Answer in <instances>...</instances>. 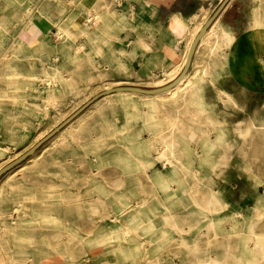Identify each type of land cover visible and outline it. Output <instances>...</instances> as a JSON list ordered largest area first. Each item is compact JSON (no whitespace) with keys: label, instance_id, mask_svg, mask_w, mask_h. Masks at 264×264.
<instances>
[{"label":"rangeland","instance_id":"374dc122","mask_svg":"<svg viewBox=\"0 0 264 264\" xmlns=\"http://www.w3.org/2000/svg\"><path fill=\"white\" fill-rule=\"evenodd\" d=\"M14 1L0 0V169L28 151L99 92L128 85L160 87L170 83L184 67L182 63L171 66L162 46L158 45V41L167 35V27L165 22L155 20L154 12L147 7V0H104V9L108 12L105 15L113 13L109 22L116 38L108 43L103 54L94 55L92 59L82 55L78 62L72 58L70 51H74L79 39H86L82 32L80 38L73 39L75 41L70 40L67 44L59 41L52 43L48 49H43L35 56L30 54L28 46L21 45L20 40L21 31L42 14L50 15L54 20L66 18L74 0L72 3L68 0ZM89 31L95 34L97 29L92 27ZM97 40L103 43L100 38ZM258 40L260 43L255 45V49L262 71L259 70V61L250 52L252 57L249 64L257 75L248 78L243 76L244 83L249 84L248 91L235 93V101L226 95L223 98L219 93L206 91L208 99L220 102L222 112L219 116L206 114L199 104L198 81L205 82L208 79L204 77L205 73L214 71L212 61L209 60L210 68L208 61L198 67L203 76L197 82L195 79L187 81L174 92L153 97L134 92H117L100 98L55 135L53 140L50 139L33 155L5 173L0 178V264H132L135 259H138V264H198L211 255L220 257L225 263H233L236 256L246 251L243 244L249 230L263 238L264 78L258 72L264 74V38ZM224 42L227 45L228 40ZM105 64L110 65L107 67ZM240 64L238 60H231L225 66V72H238ZM239 84L238 78L226 75L219 82V85L230 89H236ZM194 91L198 97L192 96ZM133 104H136L134 110ZM127 111L133 112V116ZM146 114L153 115V122L145 120ZM171 124H175V168L169 164L164 165L158 159V140L154 138V145L150 144L154 128L167 137ZM129 151H138L139 157L149 166L143 170H129L135 163L134 159H129ZM181 162L184 166H181ZM128 164L130 166L126 168ZM163 176L174 187L173 194L160 184ZM120 181L123 190L124 231L101 239L97 227L104 226L105 220L108 224L113 223V212L119 207L113 184ZM153 182L156 184L153 185ZM212 192L217 197L212 196ZM215 197L218 199L216 204L213 203ZM103 200L112 213L100 218L96 209L100 211ZM136 205L146 210L134 212ZM153 206L159 208L166 219L169 218L167 222L153 223L156 220L148 214ZM171 221L177 226H173ZM213 224L216 231L211 226ZM124 225L130 226V230ZM85 226L93 227V233L88 234L83 228ZM132 227L139 231L136 232ZM193 243H198L195 248ZM248 255L251 256L252 252ZM260 255L255 253L254 260L264 264V255Z\"/></svg>","mask_w":264,"mask_h":264},{"label":"crops","instance_id":"0c3cea01","mask_svg":"<svg viewBox=\"0 0 264 264\" xmlns=\"http://www.w3.org/2000/svg\"><path fill=\"white\" fill-rule=\"evenodd\" d=\"M74 1L75 3L73 4L72 9L64 19H67L69 23L72 24L70 26V30L74 32L77 38H80L79 36H81L82 33L91 29L93 25L99 23L101 20H107V22H109V18L113 15V13H111L110 16L105 15L108 12L104 9V0ZM222 1L223 0H147V7L154 12L155 20L165 22L166 24L167 35L158 41V45L162 46L166 59L171 66L174 65L175 67L184 63L183 60L185 56H187L190 45L196 34ZM91 11L97 12L99 14V18L90 20ZM171 23L174 30L173 27H171ZM89 24L92 25L89 26ZM53 28L54 26L51 25L45 18H38L34 20L21 31V45L28 46L30 51L32 46L41 43L50 46L52 43L58 42V38L52 30ZM218 37L220 42L228 40L227 45L221 49L218 47L214 48ZM261 37L264 38V0H231L202 38V43L200 42V45L197 48L198 52L196 51L195 53L188 75H186L183 83L181 84L184 85L187 81L194 79L197 81L199 77L203 76L202 70L200 71L198 67L207 61L209 63H207V65L210 67L209 60L211 59L210 61H212L214 71L211 70V72L205 73L206 75H204V77L208 78L205 82L198 81V92L200 98L199 104L205 113H211L210 115L212 116H219L222 112V110L220 111V102L208 99L205 95L206 91L210 90L219 93V95L223 98L226 94H229L231 98H235V93H242L249 90V84L244 83L245 79L243 76L248 78L252 76L256 77L257 75L253 67H250L249 64L252 57L250 52H252L253 56L257 58L255 45L260 43V40L258 39ZM100 39L103 40L102 38ZM244 46L247 47V50H244ZM216 52L217 54H215ZM231 60H238L241 64L238 72H234L233 74L230 72L228 74L225 72V66L229 65ZM257 61H259V70L262 71L260 66L261 63L258 58ZM180 72L175 76V78L180 74ZM260 73L264 78L263 72H258V75H260ZM223 75L238 78L240 84L237 85L236 89H230L219 85L220 79ZM164 93L154 94L151 95V97L163 95ZM55 218L58 219V216L55 215Z\"/></svg>","mask_w":264,"mask_h":264},{"label":"bare ground","instance_id":"6f19581e","mask_svg":"<svg viewBox=\"0 0 264 264\" xmlns=\"http://www.w3.org/2000/svg\"><path fill=\"white\" fill-rule=\"evenodd\" d=\"M16 1V0H15ZM14 1V2H15ZM43 1V0H42ZM41 1V2H42ZM62 1V0H61ZM123 1V0H122ZM19 2H20V0H19ZM60 2V1H59ZM68 2L69 3H72L73 2V0H68ZM117 2V1H116ZM27 3V2H26ZM65 3V2H64ZM17 4V3H16ZM15 4V5H16ZM68 4V3H67ZM6 5V4H5ZM10 5V4H9ZM13 5V4H12ZM113 5V4H112ZM14 6V5H13ZM29 6H31V5H29ZM9 8V7H8ZM104 8H106V7H104ZM12 9V8H11ZM14 9V8H13ZM66 10V9H65ZM96 11V10H95ZM95 11H91V18H90V20H93V19H95V18H99V14L97 13V12H95ZM34 12V11H33ZM72 12V11H71ZM101 12V11H100ZM9 13V12H8ZM45 13H47V12H45ZM119 13V12H118ZM34 14V13H33ZM32 14V15H33ZM178 14V13H177ZM78 15H80V14H78ZM260 15V14H259ZM260 17V16H259ZM39 18H45V19H47L49 22H50V24L51 25H53L54 26V28L52 29L53 30V32L56 34V36H57V41H59V42H61L62 44H67L66 42H68V41H70V40H73V39H75V38H77V36L74 34V32H72V30H70V26L72 25V24H70L69 23V21L67 20V19H62V20H54V19H52L51 18V16L50 15H44V14H42ZM172 18V17H171ZM182 18V17H181ZM110 19V18H109ZM179 19V18H178ZM14 20V19H13ZM12 20V21H13ZM89 20V21H90ZM98 20V19H97ZM260 20V19H259ZM110 21V20H109ZM175 21H177V20H175ZM183 21H184V19H183ZM10 22V21H9ZM15 22H17V21H15ZM28 22V21H27ZM178 22V21H177ZM200 22V21H199ZM11 23V22H10ZM119 23V22H118ZM205 23V22H204ZM183 24V23H182ZM185 24V23H184ZM199 24V23H198ZM197 24V25H198ZM26 25V24H25ZM114 25V24H113ZM171 25H172V23H171ZM181 25V24H180ZM179 25V26H180ZM195 26H196V24H195ZM201 26V25H200ZM93 27L94 28H96L97 29V31H96V33L95 34H92V33H90V31L89 30H86L85 32H84V34H85V37H86V39L85 38H83V39H79V42H77V46H76V48L74 49V51L72 52V51H70L72 54V58L74 59V60H76L77 62L80 60L79 58H80V56H86V57H88V59L89 58H91V57H93L94 55H98V54H103V51H105L106 49H107V47H108V43H110L111 41H113L115 38H116V35H115V33L113 32V30H112V26H111V24L109 23V22H107V20L105 21V20H101L99 23H97V24H95V25H93ZM171 27H173V25L171 26ZM170 27V28H171ZM182 27V26H181ZM193 27V26H192ZM178 28V27H177ZM176 29V28H175ZM184 29H186V28H184ZM192 29V28H191ZM173 30H174V27H173ZM188 30V29H187ZM189 31V30H188ZM211 31V30H210ZM214 31V30H213ZM52 32V33H53ZM187 32V31H186ZM215 32V31H214ZM75 33H76V31H75ZM145 33V32H144ZM217 33V32H216ZM137 34H138V32H137ZM150 34V33H149ZM186 34V33H185ZM191 34V33H190ZM54 35V34H53ZM79 35V34H78ZM188 35V34H187ZM215 35V34H214ZM138 36V35H137ZM150 36V35H149ZM205 36V35H204ZM55 37V36H54ZM139 37V36H138ZM176 37V36H175ZM188 37H190V36H188ZM192 37V36H191ZM99 38H102L103 39V43H101V42H98V40L97 39H99ZM177 38H179V37H177ZM183 38H184V36H183ZM187 38V37H186ZM213 38V37H212ZM123 39V38H122ZM124 40V39H123ZM158 40V39H157ZM203 40V39H202ZM55 41V40H54ZM73 41H75V40H73ZM137 41H139V40H137ZM206 41V40H205ZM45 42V41H44ZM53 42V41H52ZM181 42V41H180ZM16 43V42H15ZM57 43V42H56ZM123 43V42H122ZM179 43V42H178ZM202 43V42H201ZM214 43V42H213ZM19 45V44H18ZM136 45H137V43H136ZM200 45V44H199ZM224 45H225V42H220L219 41V37L217 38V40H216V44H215V47L214 48H216V47H218L219 49H221L222 47H224ZM10 46V45H9ZM8 46V47H9ZM13 46V45H12ZM66 46V45H65ZM68 46V45H67ZM66 46V47H67ZM202 46V45H201ZM117 47V46H116ZM48 49V46L46 45V44H44V43H41V44H38V45H35V46H32V49L30 50V54H37V53H40L43 49ZM113 48V47H112ZM12 49V48H11ZM17 49V48H16ZM54 49V48H53ZM9 50V49H8ZM116 50H119V48L118 49H116ZM210 50V49H209ZM10 51V50H9ZM48 51V50H47ZM46 51V52H47ZM54 51V50H53ZM57 51V50H56ZM114 51V50H113ZM113 51H112V53H113ZM144 51V50H143ZM221 51H223V50H221ZM120 52V51H119ZM147 52V51H146ZM198 52V51H197ZM209 52V51H208ZM218 52V51H217ZM217 52L215 53V54H217ZM45 53V52H44ZM158 53V52H157ZM21 54V53H20ZM53 54H55V53H53ZM159 54V53H158ZM32 55V56H33ZM38 55H40V54H38ZM70 55V56H71ZM107 55H108V53H107ZM110 55V54H109ZM118 55H119V53H118ZM161 55V54H160ZM183 55V54H182ZM35 56V55H34ZM37 56V55H36ZM41 56V55H40ZM111 56V55H110ZM109 56V57H110ZM121 56V55H120ZM165 56V55H164ZM2 57V56H1ZM96 57V56H95ZM101 57V56H100ZM108 57V58H109ZM145 57V56H144ZM161 57V56H160ZM186 57L187 56H185V58H184V60H183V64H185V61H186ZM215 57V56H214ZM26 57H24V59H25ZM41 58V57H40ZM11 59V58H10ZM13 59V58H12ZM15 59V58H14ZM21 59H22V57H21ZM31 59V58H30ZM39 59V58H38ZM42 59V58H41ZM50 59V58H49ZM66 59H67V57H66ZM92 59V58H91ZM116 59V58H115ZM123 59V58H122ZM26 60V59H25ZM28 60V59H27ZM74 60H73V62H74ZM119 60V59H118ZM211 60V59H210ZM49 61V60H48ZM57 61V60H56ZM69 61V60H68ZM75 61V62H76ZM84 61V60H83ZM107 61H109V60H107ZM113 61V60H112ZM122 61V60H121ZM70 62V61H69ZM93 62V61H92ZM149 62V61H148ZM31 63V62H30ZM40 63V62H39ZM44 63H46V62H44ZM114 63V62H113ZM221 63V62H220ZM226 63V62H225ZM32 64V63H31ZM43 64V63H42ZM85 64V63H84ZM83 64V65H84ZM90 64V63H89ZM94 64V63H93ZM120 64V63H119ZM209 64V63H208ZM7 65H9L8 63H7ZM75 65H77V64H75ZM82 65V66H83ZM106 65V64H105ZM108 65H110V64H108ZM108 65H106L107 67H109ZM113 65V64H112ZM124 65V64H123ZM150 65V64H149ZM173 65V64H172ZM81 66V65H80ZM174 66V65H173ZM183 66V65H182ZM46 67V66H45ZM50 67V66H49ZM60 67V66H59ZM119 67V66H118ZM124 67H126V66H124ZM7 68V67H6ZM52 67H50V69H51ZM71 68V67H70ZM91 68V67H90ZM99 68V67H98ZM101 68V67H100ZM147 68V67H146ZM182 68V67H181ZM203 68H204V66H203ZM210 68V67H209ZM216 68V67H215ZM46 70H47V68H45ZM50 69H49V71H50ZM77 69H78V71H80V72H82L81 70H79V68L77 67ZM82 69V68H81ZM87 69V68H86ZM118 69H120V67L118 68ZM118 69H114L113 71H115V70H118ZM8 70V69H7ZM53 70V69H52ZM90 70V69H89ZM94 70V69H93ZM124 70V69H123ZM172 70V69H171ZM174 70V69H173ZM204 70V69H203ZM9 71H10V69H9ZM16 71V70H15ZM57 71V70H56ZM75 71V70H74ZM97 71V70H96ZM176 71V70H175ZM205 71V70H204ZM203 71V72H204ZM213 71V70H212ZM79 72V73H80ZM98 72V71H97ZM120 72V71H119ZM178 72V71H177ZM176 72V73H177ZM211 72V71H210ZM71 73H73V72H71ZM128 73V72H127ZM171 73H173V72H171ZM53 74H54V72H53ZM68 74V73H67ZM70 74V73H69ZM86 74V73H85ZM117 74V73H116ZM118 74H120V73H118ZM167 74V73H166ZM214 74V73H213ZM12 75H14V74H12ZM20 75V74H19ZM25 75V74H24ZM64 75H66V74H64ZM80 75V74H79ZM156 75V74H155ZM188 75V74H187ZM206 75V74H205ZM5 76V75H4ZM31 76H33V75H31ZM77 76H78V74H77ZM85 76V75H84ZM191 76V75H190ZM2 77V76H1ZM6 77V76H5ZM9 77H11V76H9ZM14 77H18V75L17 76H14ZM62 77V76H61ZM71 77V76H70ZM74 77V76H73ZM120 77H121V75H120ZM162 77H164V76H162ZM166 77V76H165ZM186 77V76H185ZM185 77L175 86V87H173V88H171V89H169V90H167V91H165V92H174L175 90H177V88H179L180 86H181V84L183 83V81H184V79H185ZM32 78V77H31ZM67 78V77H66ZM80 78V77H79ZM88 78V77H87ZM132 78V77H131ZM174 78V77H173ZM3 79H5V78H3ZM24 79V78H23ZM61 79V78H60ZM74 79V78H73ZM119 79V78H118ZM123 79V78H122ZM128 79V78H127ZM126 79V80H127ZM16 80V79H15ZM22 80V79H21ZM69 80V79H68ZM77 80V79H76ZM86 80V79H85ZM84 80V81H85ZM130 80V79H129ZM1 81V80H0ZM4 81V80H3ZM59 81V80H58ZM67 81V80H66ZM78 81V80H77ZM81 81V80H80ZM171 81V80H170ZM195 81V80H194ZM34 82V81H33ZM64 82V81H63ZM86 82V81H85ZM159 82V81H158ZM164 82V81H163ZM162 82V83H163ZM197 82V81H196ZM5 83V82H4ZM65 83H67V82H65ZM71 83V82H70ZM73 83V82H72ZM84 83V82H83ZM87 83H88V81H87ZM103 83V82H102ZM136 83V82H135ZM143 83V82H142ZM146 83V82H145ZM160 83V82H159ZM10 84V83H9ZM60 84V83H59ZM97 84V83H96ZM95 84V85H96ZM105 84V83H104ZM152 84V83H151ZM150 84V85H151ZM165 84V83H164ZM4 85H6V84H4ZM49 85V84H48ZM56 85V84H55ZM58 85V84H57ZM65 85H67V84H65ZM154 85H156V82H155V84ZM53 86V85H52ZM89 86V85H88ZM99 86V85H98ZM65 87V86H64ZM68 87H70V86H68ZM74 87H75V85H74ZM77 87V86H76ZM107 87V86H106ZM109 87H111V86H109ZM192 87V86H191ZM52 88V87H51ZM4 89V88H3ZM72 89H74V88H72ZM76 89V88H75ZM187 89V88H186ZM192 89V88H191ZM190 88H189V90H191ZM242 89V88H241ZM55 90H56V88H55ZM7 91H9V90H7ZM51 92V91H50ZM183 92V91H182ZM18 93V92H17ZM135 93V92H134ZM161 93H164V92H161ZM161 93H158V94H161ZM176 94V93H175ZM186 94V93H185ZM11 95V94H10ZM115 96H116V94H114ZM173 95V94H172ZM246 95V94H245ZM110 96V95H109ZM147 96V95H146ZM192 96L195 98L196 96L198 97V93L197 92H192ZM226 96H227V98L229 97H231L229 94H226ZM106 97V96H105ZM104 97V98H105ZM122 97V96H121ZM140 97H141V95H140ZM149 97V96H148ZM153 97V96H152ZM182 97V96H181ZM7 98V97H6ZM13 98V97H12ZM16 98H18V97H16ZM159 98V97H158ZM226 98V99H227ZM246 98V97H245ZM4 99V98H3ZM124 99V98H123ZM177 99V98H176ZM232 99H233V97H232ZM12 100V99H11ZM21 100V99H20ZM25 100H27V98L25 99ZM126 100V99H125ZM124 100V101H125ZM194 100V99H193ZM234 100V99H233ZM1 101V100H0ZM5 101V100H4ZM6 101H8V100H6ZM10 101V100H9ZM172 101V100H171ZM235 101V100H234ZM248 101V100H247ZM25 102H27V101H25ZM99 102V101H98ZM162 102V101H161ZM173 102V101H172ZM171 102V103H172ZM180 102H181V100H180ZM193 102V101H192ZM226 102V101H225ZM231 102V101H230ZM233 102V101H232ZM242 102H244V101H242ZM16 103V102H15ZM123 103V102H122ZM164 103V102H163ZM167 103V102H166ZM175 103V102H174ZM177 103V102H176ZM264 103V102H263ZM1 104V103H0ZM21 104V103H20ZM19 104V105H20ZM116 104V103H115ZM190 104V103H189ZM197 104V103H196ZM230 104V103H229ZM248 104V103H247ZM246 104V105H247ZM172 105H173V103H172ZM175 105V104H174ZM238 105V104H237ZM11 106V105H10ZM102 106V105H101ZM100 106V107H101ZM236 106V105H235ZM242 106V105H241ZM245 106V105H244ZM248 106V105H247ZM135 107H136V104H133V106H132V108H133V110L135 109ZM238 107V106H237ZM90 108V107H89ZM164 108V107H163ZM5 109V108H4ZM127 109V108H126ZM159 109V108H158ZM165 109V108H164ZM163 109V110H164ZM182 109V108H181ZM91 110V109H90ZM99 110H100V108H99ZM4 112H5V110H3ZM94 111V110H93ZM105 111V110H104ZM125 111V110H124ZM161 111V110H160ZM263 111V110H262ZM96 112V111H95ZM97 112H99V111H97ZM96 112V113H97ZM120 112V111H119ZM128 112V111H127ZM156 113H157V111H155ZM154 112V113H155ZM205 112V111H204ZM89 113V112H88ZM100 113V112H99ZM123 113V112H122ZM148 113V112H147ZM155 113V114H156ZM197 113V112H196ZM201 113V112H200ZM208 113H209V111H208ZM87 114V113H86ZM93 114V113H92ZM113 114V113H112ZM125 114V113H124ZM128 114H130L131 116H133V112H128ZM202 114V113H201ZM207 114V113H206ZM205 114V115H206ZM211 114V113H210ZM252 114V113H251ZM257 114V113H256ZM88 115V114H87ZM94 115V114H93ZM122 115V114H121ZM249 115V114H248ZM255 115V114H254ZM83 116H84V114H83ZM212 116V115H211ZM251 116V115H250ZM100 117V116H99ZM104 117V116H103ZM112 117H115V116H112ZM127 117V116H126ZM152 117H153V115H151V114H146L145 115V120L147 121V122H153V120H152ZM155 117V116H154ZM252 117H254V116H251V118ZM86 118V117H85ZM132 118V117H131ZM211 118V117H210ZM78 119V118H77ZM94 119V118H93ZM101 119H103V118H101ZM156 119V118H155ZM154 119V120H155ZM255 119V118H254ZM152 120V121H151ZM196 120V119H195ZM215 120V119H214ZM250 120V119H249ZM256 120V119H255ZM7 121H8V119H7ZM96 121V120H95ZM94 121V122H95ZM104 121H105V119H104ZM108 121V120H107ZM127 121V120H126ZM130 121V120H129ZM159 121V120H158ZM162 120H160V122H161ZM170 121V120H169ZM9 122V121H8ZM78 121H76V123H77ZM93 121H91V123H92ZM128 122V121H127ZM126 122V123H127ZM192 122V121H191ZM209 122V121H208ZM255 122V121H254ZM14 123V122H13ZM102 123H104L103 121H102ZM108 123V122H107ZM194 123V122H193ZM211 123V122H210ZM247 123V122H246ZM253 123V122H252ZM109 125H110V123H108ZM127 124H129V123H127ZM214 124V123H213ZM222 123L220 122V125H221ZM248 124H249V122H248ZM14 125V124H13ZM72 125V124H71ZM76 125V124H75ZM98 125H100V124H97V126ZM107 125V124H106ZM113 125H116V124H113ZM163 125V124H162ZM217 125V124H216ZM244 125V124H243ZM74 126V125H73ZM103 126H104V124H103ZM209 126V125H208ZM232 126V125H231ZM234 126V125H233ZM254 126V125H253ZM70 127V126H69ZM72 127V126H71ZM101 127V126H100ZM112 127V126H111ZM114 127V126H113ZM116 127V126H115ZM212 127H215V126H212ZM237 127V126H236ZM235 127V128H236ZM247 127H248V125H247ZM76 128V127H75ZM96 128V127H95ZM103 128V127H102ZM101 128V129H102ZM105 128V127H104ZM103 128V129H104ZM108 128V127H107ZM110 128V127H109ZM108 128V129H109ZM169 128H170V133L168 134V136L166 137V136H162V134H161V132L158 130V129H155L154 128V137L153 138H150L151 139V141H150V144L151 145H154V143L152 142V140L155 138L156 140H158V142H159V147H158V149H159V152H158V159L159 160H161L163 163H164V165H170V166H172L173 168H175V167H177V164H176V162H175V152H174V144H175V142H174V138H173V134H174V130H175V124L174 125H170L169 126ZM207 128V127H206ZM240 128V127H239ZM94 129V128H93ZM106 129V128H105ZM198 129V128H197ZM215 129H217V128H215ZM249 129H250V127H249ZM258 129V128H257ZM261 129V128H260ZM263 129V128H262ZM14 130V128L11 130V131H13ZM67 130V129H66ZM69 130V129H68ZM74 130V129H73ZM92 130V129H91ZM107 130V129H106ZM105 130V131H106ZM121 130V129H120ZM125 130V129H124ZM161 130H163V128L161 129ZM62 131V130H61ZM72 131V130H71ZM77 131H78V129H77ZM102 131V130H101ZM122 131V130H121ZM198 132H200L199 130H197ZM65 132V131H64ZM69 132V131H68ZM95 132H96V130H95ZM113 133H114V131H112ZM116 132V131H115ZM120 132V131H119ZM66 133V132H65ZM103 133V132H102ZM107 133V132H106ZM132 133V132H131ZM217 133V132H216ZM250 133V132H249ZM59 134V133H58ZM108 134V133H107ZM109 134H111V132L109 133ZM130 134V133H129ZM133 134V133H132ZM210 134H212V133H210ZM100 135H102V134H100ZM149 135V134H148ZM193 135V134H192ZM214 135H215V133H214ZM235 135V134H234ZM240 135H241V133H240ZM8 136V135H7ZM103 136V135H102ZM108 136V135H107ZM116 136V135H115ZM119 136V135H118ZM132 136V135H131ZM151 136V135H150ZM204 136V135H203ZM202 136V137H203ZM236 136V135H235ZM5 137V136H4ZM65 137V136H64ZM104 137V136H103ZM110 137V136H109ZM113 137V136H112ZM117 137V136H116ZM148 137V136H147ZM217 137V136H216ZM241 137V136H240ZM249 137V136H248ZM248 137H244V138H248ZM63 138V137H62ZM70 138V137H69ZM111 138V137H110ZM193 138V137H192ZM204 138V137H203ZM93 139V138H92ZM104 139V138H103ZM102 139V140H103ZM107 139V138H106ZM130 139V138H129ZM189 139V138H188ZM191 139V138H190ZM212 139H213V137H212ZM218 139V138H217ZM53 140V139H52ZM60 141V140H59ZM68 141V140H67ZM66 141V142H67ZM106 141V140H105ZM116 141V140H115ZM204 141V140H203ZM57 142V141H56ZM99 142H101V141H99ZM118 142V141H117ZM189 142V141H188ZM186 143V144H189V143ZM218 142H219V140H218ZM230 142V141H229ZM92 143H94V142H92ZM105 143V142H104ZM133 143V142H132ZM148 143V142H147ZM183 143V142H182ZM181 143V144H182ZM245 143V142H244ZM98 144V143H97ZM128 144V143H127ZM149 144V145H150ZM205 144H206V142H205ZM213 144H215V142L213 143ZM58 145V144H57ZM102 145H104V144H102ZM184 145V144H183ZM190 145V144H189ZM202 145V144H201ZM61 146V145H60ZM63 146V145H62ZM91 146V145H90ZM99 146V145H98ZM117 146H119V145H117ZM136 146V145H135ZM188 146V145H187ZM218 146V145H217ZM232 146L233 145H231V148H232ZM93 148L95 147V146H92ZM121 147V146H120ZM149 147V146H148ZM183 147V146H182ZM205 147V146H204ZM204 147H202L201 148V151H202V149L204 148ZM86 148V147H85ZM230 148V149H231ZM233 148H234V146H233ZM92 149V148H91ZM111 149V148H110ZM241 149V148H240ZM240 149H239V151H240ZM63 150V149H62ZM94 150V149H93ZM97 150V149H96ZM137 150V149H136ZM146 150H148V149H146ZM189 150V149H188ZM187 150V151H188ZM236 150H237V148H236ZM49 151V150H48ZM68 151V150H67ZM91 151V150H90ZM239 151H237V152H239ZM151 152V151H150ZM206 152V151H205ZM211 152V151H210ZM221 152V151H220ZM228 152V151H227ZM226 152V153H227ZM231 151H229V153H230ZM87 153V152H86ZM96 153V152H95ZM153 153V152H152ZM189 153H191V152H189ZM209 153V152H208ZM89 154V153H88ZM97 154H99V153H97ZM155 154V153H154ZM53 155V154H52ZM155 155H157V154H155ZM237 155H238V153H237ZM54 156V155H53ZM154 156V155H153ZM197 156H198V154H197ZM213 156V155H212ZM215 156V155H214ZM47 157V156H46ZM56 157V156H55ZM128 157H129V159H134V161H135V163H134V165H132V166H130L129 164L128 165H126V168H127V166H130V169L129 170H134V171H137V170H140V169H144V168H147V166H149V164H147V163H145V161L143 160V159H141L140 157H139V155H138V151L136 152V151H129V154H128ZM156 157V156H155ZM154 157V158H155ZM222 157H225V156H222ZM52 158H54V157H52ZM51 158V159H52ZM89 158V157H88ZM101 158V157H100ZM107 159H108V156L106 157ZM214 158V157H213ZM58 159V158H57ZM103 159V158H102ZM187 159H189V158H187ZM196 160H198L197 159V157L195 158ZM194 159V160H195ZM203 159V158H202ZM217 159V158H216ZM215 159V160H216ZM69 160V159H68ZM100 160V159H99ZM231 160V159H230ZM243 160V159H242ZM102 161V160H101ZM104 161V160H103ZM188 161V160H187ZM202 161H204V160H202ZM220 161V160H219ZM58 162V161H57ZM61 162V161H60ZM70 162V161H69ZM98 162V161H97ZM126 162V161H125ZM161 162V163H162ZM197 162V161H196ZM216 162V161H215ZM101 163H106V162H101ZM107 163H109V162H107ZM206 163V162H205ZM208 163V162H207ZM212 163V162H211ZM102 164V165H103ZM125 164H127V163H125ZM180 164V163H179ZM192 164L194 165V163H193V161H192ZM198 164V163H197ZM125 166V165H124ZM181 166H184V163L182 164V162H181ZM180 166V167H181ZM186 166V165H185ZM199 166V165H198ZM220 166H222V165H220ZM225 166V165H224ZM244 166V168H245V165H243ZM106 167V166H105ZM166 167V166H165ZM164 167V168H165ZM214 167H215V165H214ZM219 167V166H218ZM171 168V167H170ZM172 168V169H173ZM197 168V167H196ZM128 169H127V171H128ZM171 169V170H172ZM188 169V168H187ZM201 169V168H200ZM213 169V168H212ZM246 169V168H245ZM174 170V169H173ZM221 170V169H220ZM126 171V170H125ZM146 171V170H145ZM96 172V171H95ZM204 172V171H203ZM212 172V171H211ZM250 172V171H249ZM129 173H131V172H129ZM179 173V172H178ZM209 173V172H208ZM213 173V172H212ZM135 174V173H134ZM202 174V173H201ZM215 174V173H214ZM217 174V173H216ZM64 175V174H63ZM196 175H198L197 174V172H196ZM223 175V174H222ZM65 176H67V175H65ZM200 176V175H199ZM250 177H252V176H250ZM67 178V177H66ZM139 178V177H138ZM151 178V177H150ZM220 178V177H219ZM255 178H256V176H255ZM175 179V178H174ZM253 179V178H252ZM169 180V179H168ZM172 180H173V178H172ZM181 180V179H180ZM213 180V179H212ZM259 180V179H258ZM69 181V180H68ZM101 181V180H100ZM178 181V180H177ZM214 181V180H213ZM261 181V180H260ZM204 182V181H203ZM104 183V182H103ZM263 183V182H262ZM156 183L155 182H153V185H155ZM160 184H162L163 185V187H165L168 191H170V193H174L173 192V190H174V187H172V186H170L169 185V183L166 181V177L165 176H163V179H162V181L160 182ZM121 185H122V182L120 181V182H118V183H114L113 184V187L115 188V193L117 194V201H118V204H119V207L113 212L114 214H113V223L112 224H108L107 222H106V220H105V222H104V226H102V227H97V231H98V234H99V238H103V237H105V236H108V237H110L111 235H115V234H118V233H120V232H123L124 230H123V205H122V197H123V193H122V187H121ZM172 185V184H171ZM257 185H258V183H257ZM105 186V185H104ZM159 186V185H158ZM186 186V185H185ZM263 186V185H262ZM98 187V186H97ZM100 187H101V185H100ZM155 187V186H154ZM94 188H96V187H94ZM102 188V187H101ZM107 188V187H106ZM176 188V187H175ZM178 188V187H177ZM180 188V187H179ZM186 188V187H185ZM208 188V187H207ZM111 189V188H110ZM160 189V188H159ZM191 189H192V187H191ZM93 190V189H92ZM106 190V189H105ZM166 190V191H167ZM183 190V189H182ZM96 191V190H95ZM110 191V190H109ZM113 191V190H112ZM136 192V191H135ZM108 193V192H107ZM158 193V192H157ZM162 193V192H161ZM176 193V192H175ZM92 194V193H91ZM106 194V193H105ZM100 195V194H99ZM112 195V194H111ZM165 195V194H164ZM187 195V194H186ZM20 196V195H19ZM26 196V195H25ZM97 196V195H96ZM212 196H216L217 197V195L215 194V192H212ZM212 196H211V198H212ZM132 197V196H131ZM147 197V196H146ZM145 197V198H146ZM179 197V196H178ZM182 197V196H181ZM193 197H194V195H193ZM215 197V201L213 202L214 204H216V203H218V199ZM25 198V197H24ZM33 197H31V199H32ZM93 198H95V197H93ZM110 198H111V196H110ZM109 198V199H110ZM176 198V197H175ZM219 198V197H218ZM34 199V198H33ZM106 199V198H105ZM153 199H155V198H153ZM169 199V198H168ZM213 199V198H212ZM212 199H211V203H212ZM113 200V199H112ZM111 200V201H112ZM115 200V199H114ZM152 200V199H151ZM150 200V201H151ZM167 200V199H166ZM33 201V200H32ZM125 201V200H124ZM171 201V200H170ZM204 201V200H203ZM210 201V200H209ZM25 202V201H24ZM130 202V201H129ZM168 202V201H167ZM173 202V201H172ZM202 202V201H201ZM208 202V201H207ZM96 203V202H95ZM171 203V202H170ZM193 203V202H192ZM224 203V202H223ZM86 204V203H85ZM127 204V203H126ZM191 204V203H190ZM79 205V204H78ZM102 208L100 209V211H98V209H96V212L98 213V214H100V218H103L105 215H109V214H111L112 213V210L110 209V207L109 206H107L105 203H104V200H103V203H102ZM113 205V204H112ZM179 205V204H178ZM227 205V204H226ZM226 205L224 206V207H226ZM126 206V205H125ZM128 207V206H127ZM130 207V206H129ZM140 206L138 205H136L135 206V209H134V212H139L141 209H145V208H139ZM148 207H150V205L148 206ZM162 207V206H161ZM169 207V206H168ZM192 207V206H191ZM200 207V206H199ZM211 207V206H210ZM22 208V207H21ZM75 208V207H74ZM94 208V207H93ZM201 208V207H200ZM207 208V207H206ZM76 209H77V206H76ZM92 209V208H91ZM148 209V208H147ZM182 209V208H181ZM184 209V208H183ZM191 209V208H190ZM189 209V210H190ZM224 209H226V208H224ZM256 209V208H255ZM259 209V208H258ZM30 210V209H29ZM67 210V209H66ZM93 210V209H92ZM146 210V209H145ZM197 210V209H196ZM200 210V209H199ZM217 210V209H216ZM78 212H79V210H77ZM94 211H95V209H94ZM149 211V210H148ZM168 211V210H167ZM191 211V210H190ZM215 211V210H214ZM263 211V210H262ZM21 212V211H20ZM29 212V211H28ZM81 212V211H80ZM208 212V211H207ZM244 212V211H243ZM23 213H25V212H23ZM46 213V212H45ZM50 213V212H49ZM211 213V212H210ZM234 213V212H233ZM237 213V212H236ZM148 214L150 215V218L151 219H154V220H156V221H153V223L154 222H160V223H164V222H167V220L169 219H166L165 218V216H164V214H162L160 211H159V208H157V207H154L153 206V208H151L150 209V212H148ZM238 214V213H237ZM242 215V214H241ZM167 216H169V214L167 215ZM231 216V215H230ZM229 216V217H230ZM233 216V215H232ZM261 216V215H260ZM30 217V216H29ZM99 217V216H98ZM124 217H125V215H124ZM127 217V216H126ZM235 217V216H234ZM233 217V218H234ZM240 217V216H239ZM241 217H243V216H241ZM262 217V216H261ZM28 218V217H27ZM39 218H41V216L39 215ZM66 218V217H65ZM205 218V217H204ZM245 218V217H244ZM23 219H25V218H23ZM43 219V218H42ZM73 219V218H72ZM98 219V218H97ZM112 219V218H111ZM205 220V219H204ZM227 220V219H226ZM242 220V219H241ZM245 220H247V219H245ZM260 220V219H259ZM261 220H262V218H261ZM104 221V220H103ZM177 221V220H176ZM124 222H126V221H124ZM170 222V221H169ZM201 222H202V220H201ZM128 223V222H127ZM160 223H158V224H160ZM185 223V222H184ZM217 223H218V221H217ZM220 223V222H219ZM223 223V222H222ZM222 223H220V224H222ZM251 223H252V221H251ZM168 224V223H167ZM170 224V223H169ZM171 224L173 225V226H177V224L175 223V222H172L171 221ZM200 224V223H199ZM211 224V223H210ZM247 224V223H246ZM106 225H108V226H106ZM179 225V224H178ZM43 226V225H42ZM124 226H126L125 228L127 229V230H130L129 229V227L130 226H127V225H124ZM158 226V225H157ZM180 226V225H179ZM206 226V225H205ZM213 228L215 227V225L213 224V225H211ZM69 227V226H68ZM72 227V226H71ZM207 227V226H206ZM235 227V226H234ZM233 227V228H234ZM83 228H85V230H87V233L88 234H92L93 233V227H88V226H85V227H83ZM134 230H135V228L134 227H132ZM177 228V227H176ZM207 228H209V226L207 227ZM212 228V229H213ZM229 228V227H228ZM232 228V229H233ZM252 228V227H251ZM187 229V228H186ZM215 229V231L217 230L216 228H214ZM235 229V228H234ZM62 230H64V229H62ZM123 230V231H122ZM178 230V229H177ZM188 230V229H187ZM193 230V229H192ZM231 230V229H230ZM79 231H80V229H79ZM136 232H138L139 230H135ZM189 231V230H188ZM211 231V230H210ZM209 231V232H210ZM219 231V230H218ZM221 231V230H220ZM253 231V230H252ZM251 230H249V232L247 233V234H245L246 235V237H245V240H244V244H243V246H244V250H246V251H244L240 256H236V258H235V260H234V262L233 263H225L220 257H218V256H213V255H211L210 257H208L207 259L205 258V260H201V259H199V260H201L198 264H256L259 260H257V262L254 260V255H255V253L256 254H261V255H264V237L262 238V237H260L259 235H257V234H255V233H253ZM78 232V231H77ZM130 232H132V233H134L132 230L130 231ZM135 232V233H136ZM160 232V231H159ZM167 232V231H166ZM190 232V231H189ZM188 232V233H189ZM222 232V231H221ZM59 233H61V232H59ZM72 233V232H71ZM80 233V232H79ZM183 233V232H182ZM182 233H180V234H182ZM187 233V234H188ZM202 233V232H201ZM208 233V232H207ZM212 233V232H211ZM218 233H220V232H218ZM76 234V233H75ZM83 234V233H82ZM128 234V233H127ZM137 234V233H136ZM184 234V233H183ZM58 235V234H57ZM77 235V234H76ZM129 235V234H128ZM140 235V234H139ZM138 235V236H139ZM205 235V234H204ZM244 235V234H243ZM28 236V235H27ZM98 236V235H97ZM160 236V235H159ZM215 236V235H214ZM63 237V236H62ZM64 237H66V236H64ZM72 237V236H71ZM131 237V236H130ZM184 237V236H183ZM202 237V236H201ZM73 238V237H72ZM82 238V237H81ZM101 238V239H102ZM117 238V237H116ZM162 238V237H161ZM74 239H75V237H74ZM106 239H108V238H106ZM183 239V238H182ZM186 239V238H185ZM217 239V238H216ZM63 240H64V238H63ZM66 240H68V237H67V239ZM100 240V239H99ZM118 240V239H117ZM131 240V239H130ZM160 240V239H159ZM191 240V239H190ZM193 240H195V239H193ZM241 240V239H240ZM91 241H93V239L91 240ZM96 241V240H95ZM105 241V240H104ZM114 241V240H113ZM61 242H63V241H61ZM107 242V241H106ZM141 242V241H140ZM182 242H183V240H182ZM72 243H74V242H72ZM86 243H89V242H86ZM156 243V242H155ZM184 243V242H183ZM211 243V242H210ZM117 244V243H116ZM194 244V243H193ZM198 244V243H197ZM197 244H194V248H195V245H197ZM66 245H68V244H66ZM140 245V244H139ZM181 245V244H180ZM184 245V244H183ZM209 245V244H208ZM240 245H241V243H240ZM146 246V245H145ZM162 246V245H161ZM189 246V245H188ZM192 246V245H191ZM35 247V246H34ZM62 247H64V246H62ZM116 247V246H115ZM165 247V245L163 246V248ZM126 248V247H125ZM184 248V247H183ZM189 248V247H188ZM241 248V247H240ZM35 249V248H34ZM126 249H128V248H126ZM185 249V248H184ZM190 249V248H189ZM26 250V249H25ZM142 250V249H141ZM145 250V249H144ZM187 250V249H186ZM196 250H198V249H196ZM35 251V250H34ZM252 252V255L251 256H249L248 255V253H251ZM28 252V251H27ZM32 252V251H31ZM142 252V251H141ZM192 252H194V250L192 251ZM191 252V253H192ZM201 252V251H200ZM206 252V251H205ZM143 253H145V252H143ZM195 253V252H194ZM207 253H208V251H207ZM229 253V252H228ZM34 254V253H33ZM118 254V253H117ZM217 254V253H216ZM146 255V254H145ZM197 255H198V253H197ZM196 255V256H197ZM201 255V254H200ZM260 255V256H261ZM112 256V255H111ZM195 256V255H194ZM195 256V257H196ZM28 257V256H27ZM143 257V256H142ZM198 257V256H197ZM263 257V256H262ZM78 258V257H77ZM113 258V257H112ZM145 258V257H144ZM228 258V257H227ZM264 258V257H263ZM51 259V258H50ZM262 259V258H261ZM264 260V259H263ZM168 261V260H167ZM52 262V261H51ZM113 262V261H112ZM149 262V261H148ZM256 262V263H255ZM263 262V261H262ZM139 262H138V259H135L134 261H133V263L132 264H138ZM151 263V262H150ZM109 264V263H108ZM258 264V263H257Z\"/></svg>","mask_w":264,"mask_h":264},{"label":"water","instance_id":"95a60500","mask_svg":"<svg viewBox=\"0 0 264 264\" xmlns=\"http://www.w3.org/2000/svg\"><path fill=\"white\" fill-rule=\"evenodd\" d=\"M231 0H223L221 4L217 7V9L214 11V13L208 18V20L205 22V24L201 27L199 32L196 34L195 38L193 39L187 57L184 64V67L180 74L170 83L156 87V88H143L138 86H116L107 88L95 96H93L91 99H89L87 102H85L80 108H78L74 113H72L68 118H66L63 122H61L58 126H56L51 132H49L45 137H43L41 140H39L34 146H32L28 151H26L24 154L4 166L0 169V178L7 173L9 170L20 164L21 162L25 161L27 158H29L31 155H33L38 149H40L46 142H48L50 139H52L55 135H57L61 130H63L66 126H68L72 121H74L78 116H80L87 108H89L94 102L99 100L100 98L117 93V92H135V93H141V94H147V95H154L161 92H165L173 87H175L189 72L193 59L195 56V53L197 51V48L206 34V32L210 29V27L213 25V23L216 21V19L220 16L224 8L227 6V4Z\"/></svg>","mask_w":264,"mask_h":264}]
</instances>
